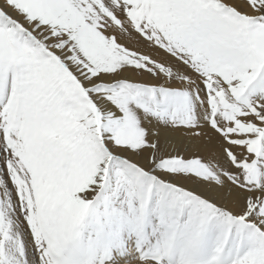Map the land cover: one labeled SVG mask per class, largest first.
Listing matches in <instances>:
<instances>
[{"label":"snow or ice","instance_id":"1","mask_svg":"<svg viewBox=\"0 0 264 264\" xmlns=\"http://www.w3.org/2000/svg\"><path fill=\"white\" fill-rule=\"evenodd\" d=\"M0 264H264V0H0Z\"/></svg>","mask_w":264,"mask_h":264}]
</instances>
